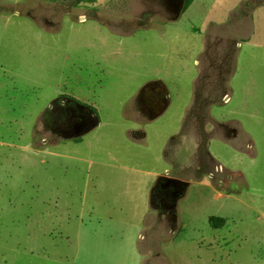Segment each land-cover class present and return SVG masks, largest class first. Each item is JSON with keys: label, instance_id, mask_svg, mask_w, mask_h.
Returning a JSON list of instances; mask_svg holds the SVG:
<instances>
[{"label": "rangeland", "instance_id": "374dc122", "mask_svg": "<svg viewBox=\"0 0 264 264\" xmlns=\"http://www.w3.org/2000/svg\"><path fill=\"white\" fill-rule=\"evenodd\" d=\"M184 1L0 0V264H264V4ZM61 96L98 124L63 137Z\"/></svg>", "mask_w": 264, "mask_h": 264}, {"label": "flooded vegetation", "instance_id": "af4514ba", "mask_svg": "<svg viewBox=\"0 0 264 264\" xmlns=\"http://www.w3.org/2000/svg\"><path fill=\"white\" fill-rule=\"evenodd\" d=\"M137 100V104L142 111L155 112L156 115L166 110L171 102L168 91L161 81H151L145 84L140 89ZM55 105L63 137L72 136V138H75L81 136L99 122L96 117V110L93 107L79 103L73 97L61 96ZM156 187L160 188L170 200H174L178 196L169 182L157 183Z\"/></svg>", "mask_w": 264, "mask_h": 264}, {"label": "crops", "instance_id": "0c3cea01", "mask_svg": "<svg viewBox=\"0 0 264 264\" xmlns=\"http://www.w3.org/2000/svg\"><path fill=\"white\" fill-rule=\"evenodd\" d=\"M258 4H264V0H261L260 3H258ZM247 6L248 7H252V8H256L258 6L257 5V1L256 0H238L236 2V7L238 8V10H244L245 11V8ZM245 12L247 13V11H245ZM242 15H244V12L242 13ZM214 21L215 20L211 21V23L212 24H216L218 22V21L217 22H214ZM239 21H240V23H239V28H240L239 33H241V34H240V36L237 35L233 39V46H235V47L240 45V41L239 40H245L246 42H250L251 36L253 35V31H254L253 30L254 29L253 28L254 20H253L252 17H248V16L247 17H241ZM261 26L264 29V21H263V24H261ZM227 80H228V78H227ZM229 89H230L229 88V83L227 81L226 84L221 87V91H220L219 94L226 95L227 97H229V100H230V94H231L232 90H229ZM229 100H228V102H229ZM169 106H170V104L167 106V108ZM167 108H166V110H167ZM166 110H163L161 113H158L156 115V117H152V120L156 119V118H159V116H162V114H164L166 112Z\"/></svg>", "mask_w": 264, "mask_h": 264}, {"label": "water", "instance_id": "95a60500", "mask_svg": "<svg viewBox=\"0 0 264 264\" xmlns=\"http://www.w3.org/2000/svg\"><path fill=\"white\" fill-rule=\"evenodd\" d=\"M164 182H169L170 184H172L173 189L177 193V195L183 194V192L189 186L188 181H183L166 175L158 176L157 183H164Z\"/></svg>", "mask_w": 264, "mask_h": 264}, {"label": "trees", "instance_id": "16d2710c", "mask_svg": "<svg viewBox=\"0 0 264 264\" xmlns=\"http://www.w3.org/2000/svg\"><path fill=\"white\" fill-rule=\"evenodd\" d=\"M192 2H193V0H185L184 6H183V11H185L191 5ZM218 221H219V223H218ZM223 221L224 220L222 218H218V219H216V222L212 225H213V227H218V226L220 227V226H222Z\"/></svg>", "mask_w": 264, "mask_h": 264}]
</instances>
